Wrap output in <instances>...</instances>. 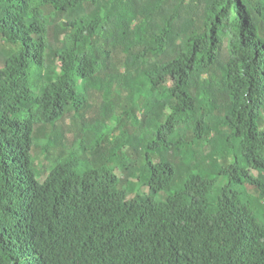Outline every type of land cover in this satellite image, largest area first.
Wrapping results in <instances>:
<instances>
[{
	"label": "trees",
	"instance_id": "trees-1",
	"mask_svg": "<svg viewBox=\"0 0 264 264\" xmlns=\"http://www.w3.org/2000/svg\"><path fill=\"white\" fill-rule=\"evenodd\" d=\"M0 264H264V0H0Z\"/></svg>",
	"mask_w": 264,
	"mask_h": 264
},
{
	"label": "rangeland",
	"instance_id": "rangeland-1",
	"mask_svg": "<svg viewBox=\"0 0 264 264\" xmlns=\"http://www.w3.org/2000/svg\"><path fill=\"white\" fill-rule=\"evenodd\" d=\"M38 150H39V149H34V150H32L34 156L36 155V153L38 152Z\"/></svg>",
	"mask_w": 264,
	"mask_h": 264
}]
</instances>
